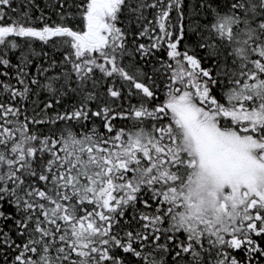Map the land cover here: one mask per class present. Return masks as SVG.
I'll list each match as a JSON object with an SVG mask.
<instances>
[{
    "label": "snow or ice",
    "instance_id": "6c2138e0",
    "mask_svg": "<svg viewBox=\"0 0 264 264\" xmlns=\"http://www.w3.org/2000/svg\"><path fill=\"white\" fill-rule=\"evenodd\" d=\"M0 264H264V0H0Z\"/></svg>",
    "mask_w": 264,
    "mask_h": 264
},
{
    "label": "trees",
    "instance_id": "16d2710c",
    "mask_svg": "<svg viewBox=\"0 0 264 264\" xmlns=\"http://www.w3.org/2000/svg\"><path fill=\"white\" fill-rule=\"evenodd\" d=\"M37 2L41 5V6H43L45 3H46V0H37ZM38 14V13H37ZM133 102H135V101H133ZM122 123H124V122H122V121H120V120H117L116 121V124L117 125H120V124H122ZM102 130V129H101Z\"/></svg>",
    "mask_w": 264,
    "mask_h": 264
}]
</instances>
